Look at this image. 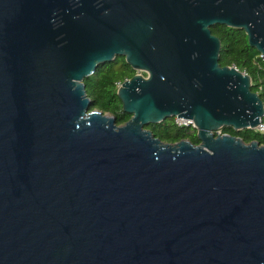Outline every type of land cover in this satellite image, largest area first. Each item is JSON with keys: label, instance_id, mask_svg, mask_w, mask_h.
Returning <instances> with one entry per match:
<instances>
[{"label": "water", "instance_id": "1", "mask_svg": "<svg viewBox=\"0 0 264 264\" xmlns=\"http://www.w3.org/2000/svg\"><path fill=\"white\" fill-rule=\"evenodd\" d=\"M216 26L264 59V0H0V264H264V146L217 134L264 104ZM116 58L119 126L83 83Z\"/></svg>", "mask_w": 264, "mask_h": 264}, {"label": "trees", "instance_id": "2", "mask_svg": "<svg viewBox=\"0 0 264 264\" xmlns=\"http://www.w3.org/2000/svg\"><path fill=\"white\" fill-rule=\"evenodd\" d=\"M211 34L220 40V67H235L248 75L251 79L252 91L259 95L264 104V60L255 49L249 47L245 33L225 26H216L211 28ZM134 75L136 72L126 64L124 58H116L98 67L83 82L86 96L91 103L90 111H99L113 117L118 126L127 122L130 116L123 112L117 91L124 81L131 79ZM261 124L264 126V117ZM146 129L165 144L187 140L193 145H199L194 128L192 126L178 127L174 124V119L149 125ZM221 133L238 137L245 144L256 141L264 146V133L255 130L236 132L232 129H222Z\"/></svg>", "mask_w": 264, "mask_h": 264}, {"label": "built area", "instance_id": "3", "mask_svg": "<svg viewBox=\"0 0 264 264\" xmlns=\"http://www.w3.org/2000/svg\"><path fill=\"white\" fill-rule=\"evenodd\" d=\"M174 124L177 125L178 127H189V126L193 127V123L191 120L182 119V118H174ZM255 131H258L260 133H264V126L262 124L259 125L255 129Z\"/></svg>", "mask_w": 264, "mask_h": 264}, {"label": "rangeland", "instance_id": "4", "mask_svg": "<svg viewBox=\"0 0 264 264\" xmlns=\"http://www.w3.org/2000/svg\"><path fill=\"white\" fill-rule=\"evenodd\" d=\"M142 75L145 76V74H142ZM194 130H195V129H194ZM195 132H196V131H195ZM217 134L222 135L221 131H220V132H217Z\"/></svg>", "mask_w": 264, "mask_h": 264}]
</instances>
